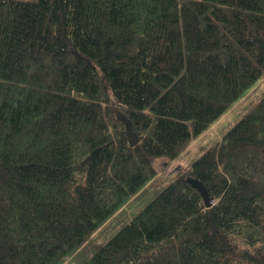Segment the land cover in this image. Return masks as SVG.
<instances>
[{
  "label": "trees",
  "instance_id": "16d2710c",
  "mask_svg": "<svg viewBox=\"0 0 264 264\" xmlns=\"http://www.w3.org/2000/svg\"><path fill=\"white\" fill-rule=\"evenodd\" d=\"M263 77L264 0H0V264H264Z\"/></svg>",
  "mask_w": 264,
  "mask_h": 264
},
{
  "label": "rangeland",
  "instance_id": "374dc122",
  "mask_svg": "<svg viewBox=\"0 0 264 264\" xmlns=\"http://www.w3.org/2000/svg\"><path fill=\"white\" fill-rule=\"evenodd\" d=\"M264 90V77L259 80L255 86L250 90L249 96L238 103L235 107L237 109L240 106H245L254 96L255 98L260 95ZM234 109H230L225 114H223L214 124H212L207 130H205L197 138L191 140L181 151L177 159L169 162L165 160H157L155 163L156 170L159 174L166 177L167 180L173 179L176 174L181 172V169L186 167L189 161L193 158L198 157L205 147L211 143L218 141L228 126L234 123L235 118L233 117L235 113ZM201 151V152H200ZM163 182V181H161Z\"/></svg>",
  "mask_w": 264,
  "mask_h": 264
},
{
  "label": "water",
  "instance_id": "95a60500",
  "mask_svg": "<svg viewBox=\"0 0 264 264\" xmlns=\"http://www.w3.org/2000/svg\"><path fill=\"white\" fill-rule=\"evenodd\" d=\"M111 104L112 105H118L117 101L114 98L111 99ZM125 125H126L125 126V132H126V136L128 137L129 143L131 145H135L138 142L139 139L134 134V132H133V130L131 128L130 122L129 121H125ZM208 203H209V201H206V205L207 206H208Z\"/></svg>",
  "mask_w": 264,
  "mask_h": 264
},
{
  "label": "bare ground",
  "instance_id": "6f19581e",
  "mask_svg": "<svg viewBox=\"0 0 264 264\" xmlns=\"http://www.w3.org/2000/svg\"><path fill=\"white\" fill-rule=\"evenodd\" d=\"M208 205L210 206L211 205V202H209Z\"/></svg>",
  "mask_w": 264,
  "mask_h": 264
}]
</instances>
